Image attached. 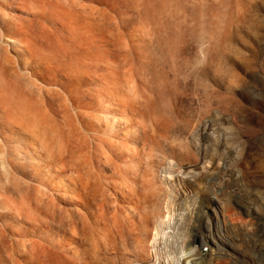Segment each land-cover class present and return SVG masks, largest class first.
I'll return each instance as SVG.
<instances>
[{
  "label": "rangeland",
  "instance_id": "1",
  "mask_svg": "<svg viewBox=\"0 0 264 264\" xmlns=\"http://www.w3.org/2000/svg\"><path fill=\"white\" fill-rule=\"evenodd\" d=\"M174 162L176 206L226 192L219 264H264V0H0V264H145L111 198Z\"/></svg>",
  "mask_w": 264,
  "mask_h": 264
},
{
  "label": "bare ground",
  "instance_id": "2",
  "mask_svg": "<svg viewBox=\"0 0 264 264\" xmlns=\"http://www.w3.org/2000/svg\"><path fill=\"white\" fill-rule=\"evenodd\" d=\"M220 162H222V159ZM201 163H203V161ZM168 165L169 167L164 171L168 174V179H165L163 182L157 181L156 177L152 175L146 180L147 193L150 197H156L157 195L159 196V194L163 195H161L160 206L157 208H151L145 214H134L135 212L132 211V208L125 205L128 202L125 197H122V199L115 197L111 198V201L114 203L113 213L111 214L112 224L110 226V234L112 235L114 243L113 246L116 242V234H118L120 230L117 221V214L120 212L123 220V223H121L122 227L126 225L127 229L129 228L134 232L139 244L137 252L138 260L144 261L145 264H219V262L227 255L230 256L225 248L232 247L231 241H229L226 236L223 235L224 233H222L225 228L224 226L227 224L226 220H228L226 216L227 214H225L224 210V197L226 195L223 193L226 192H223V190L222 193L215 190L211 193V196H198L197 194L191 195L186 191L187 195H184V202L176 206L178 204H176L178 199L176 198L177 194L175 190L177 181L175 174L177 173V170L182 167L177 162ZM207 170L208 169L205 166L194 170L195 173L197 171V174L192 175L194 182L197 181V178L200 175H202V171ZM188 171L189 169H185L184 174H189ZM134 177L139 179L138 181H134L136 183L142 179L140 175L137 176V172ZM211 179L212 178L210 177V180ZM209 182L210 181H208V183ZM210 190L212 191V189ZM90 191L92 190L90 189ZM203 191H205V188ZM87 194H90V192H86V195ZM142 198V196L139 198V202L141 203ZM81 201L83 200L81 199ZM134 210L136 209L134 208ZM247 216L250 222L254 220L258 221L261 218L260 212L256 210L253 212H247ZM236 218L241 219V217L237 216ZM194 237H199L200 239L198 246L193 242ZM206 245H209V251L207 254L201 255L200 249ZM113 249L115 250V246Z\"/></svg>",
  "mask_w": 264,
  "mask_h": 264
}]
</instances>
